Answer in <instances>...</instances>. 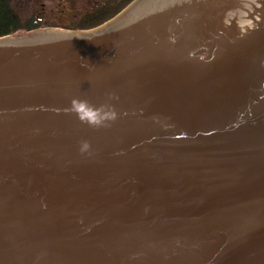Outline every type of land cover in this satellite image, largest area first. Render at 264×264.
Segmentation results:
<instances>
[{
    "label": "water",
    "instance_id": "water-1",
    "mask_svg": "<svg viewBox=\"0 0 264 264\" xmlns=\"http://www.w3.org/2000/svg\"><path fill=\"white\" fill-rule=\"evenodd\" d=\"M165 1L0 37V264H264V36L170 61L189 37V54L223 50L216 23L234 46L264 0L242 23L238 0L228 21ZM72 98L118 119L90 128Z\"/></svg>",
    "mask_w": 264,
    "mask_h": 264
},
{
    "label": "bare ground",
    "instance_id": "bare-ground-1",
    "mask_svg": "<svg viewBox=\"0 0 264 264\" xmlns=\"http://www.w3.org/2000/svg\"><path fill=\"white\" fill-rule=\"evenodd\" d=\"M238 2L241 7L239 9V16L235 17L233 20L235 21L237 19L239 20V23H242L243 20L244 22L247 21L246 18L244 17V16L247 17V13L244 14L243 9H242L244 6H247V5H245L246 3H243V0H238ZM164 3L166 4V6H163V9H165L166 11L168 10L169 11H174V10L179 11V14H176V16H179V17L193 16L195 14L207 16L208 14L210 17H212V19L221 17V19L224 21H226V19L228 21V19L230 18L229 15H231V13L235 14L234 11H237L238 9L237 4L232 3L231 0H227V2H223V1L219 2L220 3L219 6H217L218 4L213 3L212 0H166ZM159 10H156V12H159ZM203 10H207V11L205 12ZM258 12L260 13V15H262L261 12L263 11L260 10ZM171 13L172 12H168L167 14L171 15ZM251 14H248L250 23H245L244 28L238 29V33H237L238 36L235 37L234 46L233 45L230 46V43L227 44L228 40H226V37L229 34H228V30H226L225 28V25L218 26L217 23L215 22L216 26H215L214 32L212 33L216 34V37L218 39L217 44L224 46L223 50L218 52L217 50L218 48H215L212 51H207L202 54H200L201 51L194 53V55L189 54L187 50L184 52V49H185L184 47L188 45L189 39H192V37H189V39L178 42L180 51L178 50V52L176 53L177 55L170 58V61H172L173 63L180 61L179 64H183L184 61L186 60L188 61L186 63H190V64L212 62V61H217L219 58H225L228 55V53L232 51V49H237V48L244 47V46L246 47L250 46L249 44L256 42L258 38L264 36V24L262 23L263 19H261L259 16H257L256 20L255 18H250V16H252ZM159 16L160 15H158V17ZM152 17H154L155 19L157 18V16H152ZM196 21L198 22V24L195 25L196 28H193V30L195 31V34H200V31H198V29H200L203 26V24H201L202 22L200 19ZM7 44H9V42ZM226 46H230L229 49ZM225 48L227 50H225ZM191 56L193 57L190 59L187 58Z\"/></svg>",
    "mask_w": 264,
    "mask_h": 264
},
{
    "label": "rangeland",
    "instance_id": "rangeland-1",
    "mask_svg": "<svg viewBox=\"0 0 264 264\" xmlns=\"http://www.w3.org/2000/svg\"><path fill=\"white\" fill-rule=\"evenodd\" d=\"M59 2H61V0L48 1L46 4V13L42 15L44 17L42 20H45L46 22H42L40 25L41 27L39 28H59L66 30L67 27L65 25L81 22L88 17V13L90 12V5H88L90 2H88V0H64L63 6ZM57 3L58 5H55ZM29 6L30 7H28L27 10H30L31 8L33 9L30 3ZM14 9L17 14H20L19 17L24 24L27 20L25 18L26 14L28 13L25 11L20 12L22 11L20 6H17ZM60 11L62 12L60 13ZM86 21L87 20H84L82 23H87Z\"/></svg>",
    "mask_w": 264,
    "mask_h": 264
},
{
    "label": "trees",
    "instance_id": "trees-1",
    "mask_svg": "<svg viewBox=\"0 0 264 264\" xmlns=\"http://www.w3.org/2000/svg\"><path fill=\"white\" fill-rule=\"evenodd\" d=\"M132 0H125L117 9L112 10L111 12L108 10L104 11V14L100 16V14L91 15L86 21L87 23H81L82 25L75 26L68 29H91L96 26L101 25L102 23L110 20L114 17L118 12H120L125 6H127ZM99 18V19H97ZM32 20H27L24 24L21 21L18 14L12 8L9 0H0V37L6 35L20 34L30 30H34L38 25H32Z\"/></svg>",
    "mask_w": 264,
    "mask_h": 264
},
{
    "label": "clouds",
    "instance_id": "clouds-1",
    "mask_svg": "<svg viewBox=\"0 0 264 264\" xmlns=\"http://www.w3.org/2000/svg\"><path fill=\"white\" fill-rule=\"evenodd\" d=\"M66 111L74 114L82 124L93 129L110 127L118 119V113L111 104L105 103L96 106L87 99L72 98ZM90 149L91 145L88 141L81 142V154L89 153Z\"/></svg>",
    "mask_w": 264,
    "mask_h": 264
},
{
    "label": "flooded vegetation",
    "instance_id": "flooded-vegetation-1",
    "mask_svg": "<svg viewBox=\"0 0 264 264\" xmlns=\"http://www.w3.org/2000/svg\"><path fill=\"white\" fill-rule=\"evenodd\" d=\"M9 1L11 3L12 8L13 7L16 8L17 6H20L21 10H22L20 12L25 11L26 13H28V14H26L25 18L27 20H32L31 21L32 25H38L39 27H41L40 25L42 24V22H44V23L46 22L45 20H42L44 18L42 15H44V13H46V11H45L46 10V4L48 3V1H53V0H9ZM124 1L125 0H88V2H90V4H88V5H90V10H89L90 12L88 13V17H86L82 21H84V20L88 21L89 20L88 18L91 15H95L98 13L100 14V16H102L104 14L105 10H108L111 12L112 10L117 9ZM29 3L32 5L33 9L31 8L30 10H27V8L30 7ZM59 3H61V5L63 6L64 0H61V2H59ZM55 5H58V3ZM61 12L62 11H60V13ZM18 16H20V14ZM97 19H99V18H97ZM82 21L73 23L71 25L67 24L65 26L67 27V29L75 27V26H79V25H82L81 24ZM39 27H37V28H39Z\"/></svg>",
    "mask_w": 264,
    "mask_h": 264
}]
</instances>
